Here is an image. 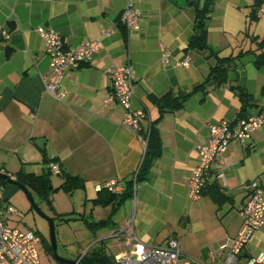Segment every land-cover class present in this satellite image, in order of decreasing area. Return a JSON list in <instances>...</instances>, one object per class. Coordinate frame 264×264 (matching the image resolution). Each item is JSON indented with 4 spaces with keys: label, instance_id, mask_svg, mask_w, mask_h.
I'll return each instance as SVG.
<instances>
[{
    "label": "crops",
    "instance_id": "0c3cea01",
    "mask_svg": "<svg viewBox=\"0 0 264 264\" xmlns=\"http://www.w3.org/2000/svg\"><path fill=\"white\" fill-rule=\"evenodd\" d=\"M203 1L0 0V28L9 32L8 38H0V172L13 178L18 172L40 175L47 171L46 158H55L65 173L83 181V188L69 195L81 191L82 205L89 206L91 213L98 207L111 213V204L94 205L92 200L112 179L119 180L124 191L145 153L135 132L122 126L120 105L103 102L110 92L113 67L130 64L135 76L133 108L145 114L144 132L151 124L156 126L162 144L161 156L147 177L133 186L134 232L141 242L150 244L156 224L167 216L182 221L187 211L185 225L192 217L199 219L204 234L214 240L203 260L210 262L211 254L217 260L220 254L223 257L225 250L220 246L236 235L241 224L240 210L248 198L245 185L256 180L264 188V125L244 143L229 142L221 162L210 168L208 194L189 203L188 181L198 161L195 145L206 142L210 123L234 122L264 111L260 96L264 65L254 63L264 54L260 44L264 18L254 15L264 0H211L207 44L216 51L214 55L188 48L195 8ZM129 2L142 13L138 31H128L120 22V12ZM41 28L56 30L69 48L87 40L102 42L88 64L63 78V101L44 88L50 66L38 33ZM162 47L170 52L167 62L161 59ZM230 56L235 61L230 63L227 81L218 84L212 72ZM185 59L188 65H181ZM231 85L243 87L253 100L243 106ZM196 87L173 111L161 114L151 100V96H176ZM218 173L223 177H217ZM51 176L60 178L55 187L51 180L54 188L59 187L61 176ZM212 184L224 195L219 196L221 202L209 196ZM206 209L215 217L222 211L220 223H225H212ZM260 252H264V227L244 247L242 257Z\"/></svg>",
    "mask_w": 264,
    "mask_h": 264
},
{
    "label": "built area",
    "instance_id": "2783aa9c",
    "mask_svg": "<svg viewBox=\"0 0 264 264\" xmlns=\"http://www.w3.org/2000/svg\"><path fill=\"white\" fill-rule=\"evenodd\" d=\"M254 15L256 18H264V4L255 8ZM119 18L126 30H140L142 13L132 2L122 9ZM38 33L43 41L44 52L50 66L49 76L43 78L45 91L63 101L66 98V91L62 86L63 78L70 70L88 64L102 47V42L96 39L87 40L69 48L61 35L52 28H41ZM106 33L110 34L111 31ZM8 36L9 32L0 28V38H8ZM169 56V50L162 47L161 59L167 62ZM180 64L188 65L187 59ZM135 96V76L130 64L114 66L110 73V92L103 102L105 104L116 102L120 105L123 109L122 126L135 132L145 152L147 137L141 127L145 114L141 109L133 108ZM262 125H264V111L234 122L221 120L208 125L206 142L195 145L198 161L188 181L191 200L200 198L201 189L207 182L212 164L221 162V155L226 151L229 142L232 140L246 142L252 132ZM48 168L55 175L61 172L56 161H51ZM217 177L223 176L218 173ZM103 187L114 194L123 191V185L117 179L107 181ZM245 189L248 198L240 210L239 230L226 244L220 246L221 250H225V254L223 257L220 254L219 260L214 254L210 255V263L202 259L187 258L180 250L179 240L175 238L168 239L164 245L143 243L134 232V216H131L124 226L114 229L110 236L116 238L125 247L122 252L114 255L115 264H264V252L245 259L242 257L244 247L249 244L254 234L264 227V188L256 180H250L245 185ZM15 214H18L17 209L0 199V264H40L38 253L40 236L35 231L10 226L8 218ZM135 245L136 249H134ZM82 256L76 261L80 262Z\"/></svg>",
    "mask_w": 264,
    "mask_h": 264
},
{
    "label": "rangeland",
    "instance_id": "374dc122",
    "mask_svg": "<svg viewBox=\"0 0 264 264\" xmlns=\"http://www.w3.org/2000/svg\"><path fill=\"white\" fill-rule=\"evenodd\" d=\"M51 180L54 187L59 185V177L51 176ZM29 192L44 215L35 210L29 197L21 188L7 182L0 183V199L10 203L18 211V214L8 218V224L23 230L35 231L41 238L38 244L40 264H60L54 257L53 251L50 252L48 249V245L50 246L49 220H52L54 225L57 255L65 260H77L87 251L92 253L99 249H103L106 255L112 259L114 255L125 249L123 244L116 238L108 237L114 229L124 226L129 217L134 216L133 221H135L136 196L134 194L132 197L124 199L116 210L110 214L109 209L101 207L96 208L95 212L91 213L89 206L84 207L82 205L83 196L81 191L69 195L62 189L54 190L49 195V201L41 200L32 190H29ZM188 202H192L191 199H188ZM204 212L208 213L207 215L212 223L216 222V225L225 223L224 221L220 223V218L223 216L222 211L216 214V217L209 209ZM82 216L87 220L111 217V223L92 232L82 220ZM184 216L185 219L182 221L167 216L164 222L156 224L157 227L152 233L154 238L149 243L164 245L168 239L175 238L179 240L180 250L185 257L203 260L204 253L214 247L212 245L214 240L204 234L199 226V219H194L191 216L192 218L185 225L186 219H188L187 211ZM134 249H136V245Z\"/></svg>",
    "mask_w": 264,
    "mask_h": 264
},
{
    "label": "trees",
    "instance_id": "16d2710c",
    "mask_svg": "<svg viewBox=\"0 0 264 264\" xmlns=\"http://www.w3.org/2000/svg\"><path fill=\"white\" fill-rule=\"evenodd\" d=\"M196 3L198 4V2ZM211 4V0H204L201 5L199 4L196 6L193 33L189 37L188 48L206 49L209 51L210 55H214L216 51L211 50L207 44V15L210 13L209 7L211 6ZM260 44H264V38H262ZM234 59L235 57L232 56L221 59L218 66L213 70L212 74H216L218 84L227 81V71L229 69L230 63L235 61ZM254 63L256 65H264V54L258 55ZM197 89L198 87L190 92L181 93L176 96L171 93H167L161 97L151 96V100L154 104L157 105L160 113L162 114L166 111H173L181 108L183 102ZM231 89L235 90V92L238 94L241 102L243 103V106H245L246 104L248 105L250 101L253 100V96L240 85H231ZM260 96L264 97V86H262L260 89ZM145 135L147 137V145L142 163L135 173L134 177L127 182L125 190L120 194H114L108 191L106 188H101L97 192V198L92 200L94 205L108 206L109 204H111L112 211L110 214H112L116 210V208L124 201V199L133 196L134 184L138 181L144 180L147 177L150 168L153 166L154 162L161 156L162 144L158 129L153 124H151L150 127L145 131ZM45 161L47 163L46 172H43L40 175L18 172L14 175V179L20 184H23L28 190L34 191L43 201H49V195L54 190L62 189L65 193L71 194L76 189L83 188V181L77 176H72L69 173H65L62 170L60 164L59 166L61 168V172L57 175L61 176L63 182L59 187L54 188L51 183L52 173L49 171L48 164L51 161H56V159L46 158ZM0 183L3 184L6 183V181L0 179ZM207 184L208 182H206V184L202 187L201 196L208 194V191L206 190V188H208ZM210 187L213 190V192H210L209 194L211 199L217 203L221 202L219 196L224 197V195L219 194L220 192L218 191V188L215 184H212ZM82 220L92 232H95L96 230L103 228L111 223V217H106L105 219H99L95 221L87 220L82 216ZM48 249L50 250V252L52 251L51 245H48ZM87 253L88 251L80 259V262L82 264H115L114 259H111L109 256H107L103 249H99L92 253Z\"/></svg>",
    "mask_w": 264,
    "mask_h": 264
},
{
    "label": "water",
    "instance_id": "95a60500",
    "mask_svg": "<svg viewBox=\"0 0 264 264\" xmlns=\"http://www.w3.org/2000/svg\"><path fill=\"white\" fill-rule=\"evenodd\" d=\"M193 5H196V3H194ZM212 9V7H210V10ZM210 15L207 16V18H209ZM212 82V81H211ZM241 82L243 84V77L241 78ZM0 179L6 181L7 183H10L12 185L17 186L18 188H21L29 197L32 206L35 208V210L41 214L44 215L40 209L38 208V206L35 204V202L33 201L32 195L29 192V190L23 185L20 184L19 182H17L9 173H5V172H0ZM49 224H50V245L52 247V251H53V255L54 257L62 264H82L81 262H77L76 260H65L63 258H60L57 255L56 252V240H55V230H54V225L52 220H49ZM93 264H98V263H93Z\"/></svg>",
    "mask_w": 264,
    "mask_h": 264
}]
</instances>
